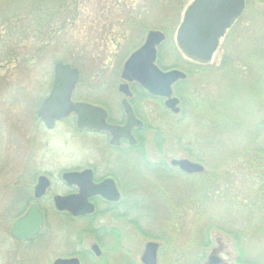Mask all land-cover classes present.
<instances>
[{
	"label": "rangeland",
	"instance_id": "374dc122",
	"mask_svg": "<svg viewBox=\"0 0 264 264\" xmlns=\"http://www.w3.org/2000/svg\"><path fill=\"white\" fill-rule=\"evenodd\" d=\"M138 2L0 0V264H53L55 259L73 253L85 254L82 264H142L141 255L149 241L161 244L159 264H205L213 253L224 264H239L237 245L227 234L212 231L207 248L193 244L192 233L207 227L206 218L195 209L183 208L173 231L161 204L165 196L154 198L149 193V199L144 198L148 216L138 206H131V199L123 193L117 209L126 216L122 220L103 217L101 207L91 221H72L54 207L53 195H65L70 189L62 180L64 172L95 167L99 175L109 173L107 160L113 155L104 137L77 133L74 116L52 131L31 118L51 93L55 64L63 62L76 63L81 73L75 101H104L113 109V118L121 119L118 87L132 36L127 11ZM145 38L146 34L138 46ZM171 38L170 48L177 47L176 31ZM183 58L186 71L180 70L189 78L174 93L178 98V93L189 96L181 103L179 115L137 90L135 103L146 123L139 138L143 148L134 149L117 162L120 174L130 173L136 184L143 175L160 177L147 163L170 165L172 159L197 162L195 156L206 154L202 145L203 136H208L211 105L218 112L249 122H264V0L246 2L245 11L221 40L210 64L197 66ZM174 61L175 57H166L164 65L169 67ZM83 95L94 96L79 99ZM192 100L199 105L198 112L193 110ZM261 133L264 139V126ZM175 170L179 183L177 177L167 176L165 184L171 189L169 195L180 201L194 178ZM40 175L49 177L52 186L48 196L37 201L33 189ZM138 199L133 195V200ZM34 203L46 217L41 234L33 242L16 243L11 227ZM221 208L224 206L214 205V213L221 215ZM90 226L97 234L82 236ZM110 229L121 235L120 241L106 233ZM171 234L175 235L172 242ZM251 237L243 241V264H264L263 238ZM94 243L101 246L105 263L88 254Z\"/></svg>",
	"mask_w": 264,
	"mask_h": 264
},
{
	"label": "water",
	"instance_id": "95a60500",
	"mask_svg": "<svg viewBox=\"0 0 264 264\" xmlns=\"http://www.w3.org/2000/svg\"><path fill=\"white\" fill-rule=\"evenodd\" d=\"M247 0H193L184 12L181 24L176 32L177 47L189 61L208 65L219 49L221 40L242 16ZM166 35L159 30L148 31L144 43L125 61L122 71V84L119 92L124 95L122 107L127 116L125 126H112L107 123L108 114L100 106L86 102H74L73 93L81 79L80 70L70 64L57 62L54 67V81L51 93L43 101L38 116L48 130H52L57 121L67 119L76 114L78 129H89L98 132L107 131L111 134V144L119 146L125 139L131 145L137 141L132 130L144 129V122L139 120L129 102L133 96L130 85L137 84L151 96L164 99L165 107L173 114L181 113L180 99L175 96L174 86L188 78L179 69L164 71L158 65V49L166 41ZM170 166L187 175L203 174L205 166L188 159H172ZM62 180L69 186L79 189L77 194L68 196L56 195L53 198L55 209L60 213L70 214L74 218L85 217L95 213V206L90 199L100 196L110 202H119L121 194L113 179L95 185L92 182V171L65 172ZM51 187L50 179L41 175L34 187V198L42 199ZM45 224V214L35 203L28 211L17 219L11 227V237L18 243H29L40 236ZM161 244L149 241L145 244L141 255L142 264H159ZM91 252L97 257L102 256L98 244H92ZM221 257L212 254L205 264H222ZM53 264H82L77 257L57 258Z\"/></svg>",
	"mask_w": 264,
	"mask_h": 264
},
{
	"label": "trees",
	"instance_id": "16d2710c",
	"mask_svg": "<svg viewBox=\"0 0 264 264\" xmlns=\"http://www.w3.org/2000/svg\"><path fill=\"white\" fill-rule=\"evenodd\" d=\"M192 1L139 0L137 7L134 6L127 11V20L132 32L129 42L131 44L130 54L141 46V44L138 46V43L148 31L159 30L165 33L167 38L159 47L158 65L165 71L171 69L185 70L183 67V56L175 45L171 46V48L170 45L171 37L175 31L177 32L184 12ZM249 1L247 0V2ZM166 57H175V61L169 67L164 65ZM72 66L77 68L76 63L72 64ZM188 78L186 81L175 85L174 90L179 92V85L186 84ZM81 84L82 82L80 81L77 88H80ZM133 88L142 92L144 91L138 85H133ZM178 94L180 95L181 103L189 96V94ZM93 96L88 95L84 97L83 95L79 99L90 100L88 97L93 98ZM152 99L159 100L161 106L165 108L163 100L158 98ZM192 101L193 110L198 112L199 105L195 100ZM95 103L100 104L101 101ZM208 114L207 118L210 123L207 132L208 136H203L202 145L206 154L194 157L198 163L205 166L206 171L203 174L193 176L185 174V177L189 179L194 178V180L190 183L191 187L188 188L187 193L180 201L178 198L175 199V197L169 195L171 189L165 184L169 176L177 177L176 182L179 183L177 175L179 173L176 172V168H172L166 162L147 163L146 166L159 171L160 174L158 175L160 177L155 175L150 177L148 176L149 174L143 175L142 180L136 184L130 176V181L134 185L125 189V192L128 193V199H131V206H138L145 213L147 212L145 210L147 205H145L146 199L144 198L147 197L149 199V193H153L154 198L165 196L167 199L161 204L168 212L165 219H167V223L173 231L175 229V219L179 216L178 213L182 212L183 208L186 210L195 209L196 212L198 211V215L206 218L204 222L207 223V227L205 230H201L200 228V230L197 229L192 233L194 235L192 239L193 244L207 248L210 246L209 242L212 231L222 232L234 239L240 254L238 263L243 264L245 263L242 248L243 241L249 239L250 236H252L251 238H263L264 241V139H262L261 133L264 122L260 120L249 122L243 120L238 115L218 112L213 105L208 107ZM31 119L35 122L39 121L38 111H35ZM136 148H143L142 140H139L134 149ZM153 170L150 172H155ZM131 174L133 175V173ZM167 176L168 178H166ZM196 178H199V180H195ZM159 180L162 184H160ZM132 192H134V195L137 194L139 196L138 201L133 200ZM218 204L224 206V208H221V215L214 213L213 206ZM63 216L69 220L78 221L67 214ZM116 218L120 220L125 218V215ZM150 218L153 219L151 216ZM229 218L230 223H227ZM168 230L169 228L166 232ZM163 232L166 233L165 231ZM85 234L96 235L97 232L90 226L82 231L81 235ZM112 234L118 241L121 240V235L115 232V230ZM169 238L171 241L175 238V235L171 234ZM154 239L164 241L160 237ZM119 248H121L120 243ZM97 262L105 263V254ZM248 264L252 263L249 262Z\"/></svg>",
	"mask_w": 264,
	"mask_h": 264
},
{
	"label": "flooded vegetation",
	"instance_id": "af4514ba",
	"mask_svg": "<svg viewBox=\"0 0 264 264\" xmlns=\"http://www.w3.org/2000/svg\"><path fill=\"white\" fill-rule=\"evenodd\" d=\"M81 80V79H80ZM80 83V82H79ZM123 83V81L120 83V84H122ZM79 85V84H78ZM133 85H136V84H131L130 85V90H131V92H132V94H133V96L129 99V102H130V104H131V106H132V108H133V111H134V113H135V115H136V117L139 119V120H141V121H143L144 122V129L146 128V123H145V121L144 120H142L141 119V117H140V114H139V111H138V107H137V104L135 103V100H136V96H137V90H135L134 88H133ZM78 87V86H77ZM143 89V88H142ZM76 90H77V88H76ZM75 90V91H76ZM89 90L91 91V88H89ZM144 90V89H143ZM75 91H74V93H73V96H74V94H75ZM118 91H119V87H118ZM140 91V90H139ZM141 93H143V95L145 94L147 97L148 96H150V97H152V98H156V97H153V96H151L148 92H146L145 90L142 92V91H140ZM119 94L121 95L120 97H121V100H120V102L118 103V109H119V116L121 117V119L120 120H116L115 118H113V109H111L110 108V106L108 105V104H106L104 101L103 102H101L100 104H96L95 102H93L92 100L90 101V102H86V101H75L74 99H73V101L74 102H86V103H89V104H92V105H95V106H100V107H102L106 112H107V114H108V118H107V123L109 124V125H112V126H119V127H122V126H125L126 125V122H127V116H126V113H125V111H124V109H123V107H122V101L124 100V95L123 94H121L120 92H119ZM73 98V97H72ZM149 98V97H148ZM158 99H160V100H163V103L165 102V100L164 99H161V98H158ZM180 99V98H179ZM181 101V100H180ZM165 106V105H164ZM71 116H74V118H75V123L77 122V116H76V114H72ZM71 116H69L68 118H70ZM67 118V119H68ZM67 119H65V120H67ZM65 120H62V121H65ZM62 121H57L56 123H55V126H54V128L52 129V130H54L55 129V127L57 126V124L58 123H60V122H62ZM41 123L44 127H46L45 126V124L41 121V119L39 118V121H37V123ZM144 129L143 130H139L138 128H134L133 130H132V136L136 139V141H137V143H136V145H131L130 144V142L128 141V140H125V139H123V140H121V142H120V145L119 146H113L112 144H111V140H112V136H111V134L109 133V132H107V131H103V132H98V131H95V130H89V129H78L77 128V133H79V134H91V135H100V136H102V137H104L105 139H106V141L108 142V149L110 150V152H112V155L113 156H111V158H109V160H107V162L109 163V165H110V171H109V173H105V174H102V175H99V173H98V171H97V169L95 168V167H88V168H85V169H81V170H73V171H75V172H82V171H85V170H91L92 171V182H93V184H95V185H98V184H100V183H102V182H104L106 179H113L114 181H115V183H116V186H117V189H118V191L120 192V194H121V199H120V201L119 202H110V201H107V200H105L104 198H102V197H100V196H95V197H92L91 199H90V202L95 206V213L94 214H92V215H88V216H85V217H80V218H74V217H72L70 214H67V213H61L62 215H64V214H67V215H69V216H71L74 220H78V221H91V220H93L98 214H99V210H100V208L102 207L103 208V212H102V216L103 217H108V216H110L112 219H115V220H119V219H117L116 217H118V216H122V214L121 213H119V212H117L118 210V206H119V204H120V202H121V200H122V196H123V193L124 194H126V196H128V193H126L125 192V189H127L128 187H130V186H133L134 184L133 183H131V181H130V173H128L127 174V176H123L122 174H120V172H119V170L117 169V162L120 160V159H118V158H121L122 156H126V155H128V154H130L131 153V151H133L134 150V147H136L137 146V144H138V142H139V138H140V133L142 132V131H144ZM52 130H50V131H52ZM67 172H70V171H67ZM65 173V172H64ZM63 173V174H64ZM62 174V175H63ZM41 176V175H40ZM39 176V177H40ZM38 177V178H39ZM38 178H37V180H38ZM49 178V177H48ZM50 179V178H49ZM50 181H51V179H50ZM36 183H37V181H36ZM36 185V184H35ZM67 185V184H66ZM51 186H52V182H51ZM68 186V185H67ZM35 187V186H34ZM69 187V186H68ZM51 188V187H50ZM50 188H49V190H50ZM70 189H69V191L65 194V195H61V196H68V195H72V194H77L78 192H79V189H78V187H76V186H72V187H69ZM34 190V189H33ZM49 190H48V192H47V194L42 198V199H44L45 197H47L48 196V194H49ZM131 195L133 196L134 195V192H132L131 193ZM33 196H34V194H33ZM56 195H53V198L55 197ZM52 198V199H53ZM42 199H40V200H42ZM37 201H39V200H37ZM35 204V203H34ZM33 205V204H32ZM30 208V207H29ZM28 208V209H29ZM28 211V210H27ZM26 213V212H25ZM24 213V214H25ZM60 213V212H59ZM23 216V215H22ZM21 216V217H22ZM124 216V215H123ZM126 217V216H125ZM20 218V217H19ZM18 218V219H19ZM123 219V218H122ZM122 219H120V220H122ZM45 222H46V217H45ZM114 230L115 229H110V230H108V231H106V233L107 234H112L113 232H114ZM115 232H117L116 230H115ZM94 244H98V243H94ZM99 245V244H98ZM100 246V245H99ZM100 248H101V246H100ZM161 249V248H160ZM101 250H102V248H101ZM160 253V252H159ZM88 254H90L92 257H93V259H95L96 261L98 260V259H100L103 255H104V253H103V250H102V256L100 257V258H97L92 252H91V249H90V252H88ZM213 254H215V255H217L216 253H213ZM212 255V254H211ZM210 255V256H211ZM209 256V257H210ZM217 256H219V255H217ZM72 257H77V258H79L80 260H81V262H82V259L85 257V254H83V253H73V254H69V255H67V256H65V257H62V258H72ZM220 257V256H219ZM223 260V259H222ZM208 261V260H207ZM222 264H224V262H222Z\"/></svg>",
	"mask_w": 264,
	"mask_h": 264
}]
</instances>
